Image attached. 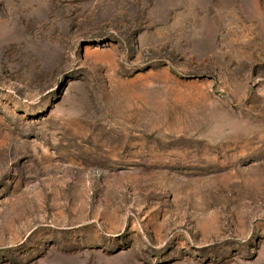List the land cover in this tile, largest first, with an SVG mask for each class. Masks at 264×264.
<instances>
[{"label":"rangeland","instance_id":"rangeland-1","mask_svg":"<svg viewBox=\"0 0 264 264\" xmlns=\"http://www.w3.org/2000/svg\"><path fill=\"white\" fill-rule=\"evenodd\" d=\"M0 264H264V0H0Z\"/></svg>","mask_w":264,"mask_h":264}]
</instances>
